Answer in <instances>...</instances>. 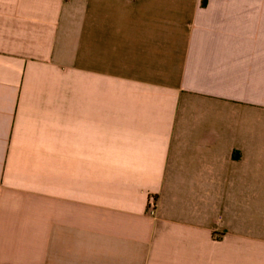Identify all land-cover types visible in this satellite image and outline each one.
I'll return each instance as SVG.
<instances>
[{
	"label": "crops",
	"instance_id": "0c3cea01",
	"mask_svg": "<svg viewBox=\"0 0 264 264\" xmlns=\"http://www.w3.org/2000/svg\"><path fill=\"white\" fill-rule=\"evenodd\" d=\"M0 264H264V0H0Z\"/></svg>",
	"mask_w": 264,
	"mask_h": 264
},
{
	"label": "built area",
	"instance_id": "2783aa9c",
	"mask_svg": "<svg viewBox=\"0 0 264 264\" xmlns=\"http://www.w3.org/2000/svg\"><path fill=\"white\" fill-rule=\"evenodd\" d=\"M154 204H155V202H154V200H152V202H151V205H153V206H154Z\"/></svg>",
	"mask_w": 264,
	"mask_h": 264
}]
</instances>
